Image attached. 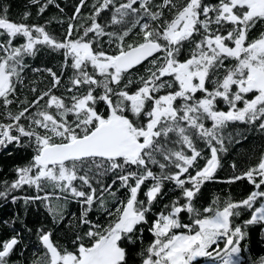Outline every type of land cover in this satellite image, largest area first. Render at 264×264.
I'll list each match as a JSON object with an SVG mask.
<instances>
[{"label":"snow or ice","instance_id":"6c2138e0","mask_svg":"<svg viewBox=\"0 0 264 264\" xmlns=\"http://www.w3.org/2000/svg\"><path fill=\"white\" fill-rule=\"evenodd\" d=\"M10 7L0 150L28 159L0 179V264H244L253 234L264 241V150L228 162L223 182L250 191L196 201L242 135L230 123L264 134V0H27L18 19ZM41 51L62 54L59 74L26 63ZM28 69L49 83L26 89Z\"/></svg>","mask_w":264,"mask_h":264},{"label":"trees","instance_id":"16d2710c","mask_svg":"<svg viewBox=\"0 0 264 264\" xmlns=\"http://www.w3.org/2000/svg\"><path fill=\"white\" fill-rule=\"evenodd\" d=\"M2 3H8L10 4V11L9 16L13 19H18L20 14L26 9L27 0H0ZM59 2L63 5L68 4L70 5L72 0H59ZM70 11V8L67 9ZM53 12H55L54 8H50L47 13H45V16L51 15ZM34 14V10H33ZM53 28L57 32L60 31L59 25H53ZM259 29H257L258 31ZM255 33H253L254 35ZM19 43L20 41H16ZM189 48V45H185V49L187 50ZM62 59V54L58 55L54 52H47V51H41L36 57L31 58V60H26V63H31V67H52L54 70H57L58 72V66ZM144 64L142 63L140 66H137L135 71L142 72L143 71ZM59 74V72H58ZM26 79H25V87L27 89L29 82L31 80H43V83L39 85V87H44L47 83H49V78L46 76L45 73L39 72L37 74H33L31 72V69H28L26 71ZM70 75V70L66 71L64 73V76L67 77ZM17 92L19 94L20 89L17 88ZM24 95H28L29 98H31V94L25 91ZM228 131L235 133L240 132L242 135L235 137L233 142L228 144L227 141H225L226 144H228L229 151L224 154L223 160H222V167L217 170V176L221 178L220 181H211V182H205L204 185H202V191L199 195V198L196 201V206H206L209 203H211L212 197L219 196L221 199H223L224 196L231 194L235 198H240L242 195L246 194V191H250V186H247L246 181H241L239 183H233L231 185L224 183L223 178L231 174V167L229 165V161L235 162L237 165V170L246 167L249 163H255L256 159L258 157V154L261 150H264V134H260L256 131L254 126L246 125L244 122H232L229 124ZM11 149H8V151L0 150V179L5 178H11L12 172L11 168L14 164L23 163L28 159V155H26L23 151L19 153H14L12 156H8V152H10ZM30 154V150H29ZM27 190V186H25ZM49 191L53 192V195H55V192L53 189H49ZM31 194V190H29ZM142 195V193H141ZM5 207V211H7V207H10V202L8 206H0ZM71 210H75L74 205H70ZM43 212V210H41ZM70 214V213H69ZM44 222L51 224V218L47 216V213H43ZM183 219H187V214H182ZM66 221L61 222V224L54 226V233L52 235L53 241L59 240L61 244L64 243V240L61 236V231L63 229L64 223ZM147 238V237H146ZM29 240L32 241V247L29 248L28 252L25 253V258H30L31 253L33 251V248L35 247V241L34 237H28ZM37 254H39L37 252ZM264 256V241L260 240L258 233H254L252 236V240L249 244V250L247 252L242 253V259L244 264H248L249 258L252 260H256L259 257ZM14 259L16 257H13ZM201 259H198L195 264H199Z\"/></svg>","mask_w":264,"mask_h":264},{"label":"rangeland","instance_id":"374dc122","mask_svg":"<svg viewBox=\"0 0 264 264\" xmlns=\"http://www.w3.org/2000/svg\"><path fill=\"white\" fill-rule=\"evenodd\" d=\"M198 259H201V261L199 262V264H205V258H197Z\"/></svg>","mask_w":264,"mask_h":264}]
</instances>
